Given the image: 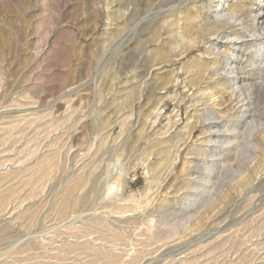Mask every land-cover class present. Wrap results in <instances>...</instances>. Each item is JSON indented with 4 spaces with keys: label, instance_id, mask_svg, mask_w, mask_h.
I'll list each match as a JSON object with an SVG mask.
<instances>
[{
    "label": "rangeland",
    "instance_id": "1",
    "mask_svg": "<svg viewBox=\"0 0 264 264\" xmlns=\"http://www.w3.org/2000/svg\"><path fill=\"white\" fill-rule=\"evenodd\" d=\"M0 264H264V0H0Z\"/></svg>",
    "mask_w": 264,
    "mask_h": 264
}]
</instances>
